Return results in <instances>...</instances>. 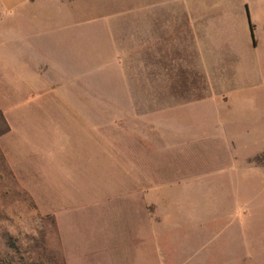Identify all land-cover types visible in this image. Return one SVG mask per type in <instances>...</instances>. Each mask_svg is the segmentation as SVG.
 I'll return each instance as SVG.
<instances>
[{"label":"rangeland","instance_id":"374dc122","mask_svg":"<svg viewBox=\"0 0 264 264\" xmlns=\"http://www.w3.org/2000/svg\"><path fill=\"white\" fill-rule=\"evenodd\" d=\"M100 3L42 8L43 32L73 47L48 78H35L0 41V264H264V86L253 87L243 67L226 81L228 101L110 98L90 78L115 85L126 63L136 79L137 24L128 23V38L114 33L110 53L97 33L106 24L94 22ZM122 46L129 55L114 53ZM162 123L174 134L161 135ZM133 169L144 171L146 194L138 233L119 198L86 204L140 190L126 177ZM68 206L79 209L58 213Z\"/></svg>","mask_w":264,"mask_h":264},{"label":"crops","instance_id":"0c3cea01","mask_svg":"<svg viewBox=\"0 0 264 264\" xmlns=\"http://www.w3.org/2000/svg\"><path fill=\"white\" fill-rule=\"evenodd\" d=\"M48 1L55 5L63 2L0 0V29L4 23L9 26L7 32L0 30V41L7 38L13 60L31 66L36 73L35 78L39 80L48 78L49 71L62 68L60 63L64 58L61 55L73 51V47L66 48L58 43L60 37L57 33L43 32L41 24L50 20L42 9ZM79 4L80 0H72L73 7ZM99 6L104 9L96 15L94 22L106 24L104 31L97 33L110 42V51L106 50L112 54L115 34H121L122 39L128 38V23L137 24L136 79H129L130 66L126 63L120 64L122 78L115 85L110 84L111 79L110 82L102 80L98 75L90 78V86H109L110 89L106 91L110 98L214 97L228 101L226 81L237 71H242L243 67L249 69L253 87L259 83L264 86V0H101ZM23 21L38 25L35 24L36 29L29 32L21 29L19 24ZM89 36L91 40L93 37ZM150 40L151 47L148 46ZM88 42L91 44V41ZM114 53L129 55L128 48L124 46L120 52ZM146 54L153 56L151 63L145 62ZM72 66L70 64V68ZM253 93H258L257 87ZM263 93L259 95L261 98L264 97ZM189 101L192 100L183 103ZM176 106H169L168 109ZM166 109L159 112L158 118L167 113ZM262 114L259 113V116ZM207 125L205 122L201 124V132H205ZM220 125L217 121L212 124L214 128ZM158 129L161 135L174 134L164 123L159 124ZM121 132H126L124 142L127 144L129 131L124 129ZM126 177H130L133 182H140V190L119 189L104 199H94L86 204L92 206L119 198V205L132 211L128 230H137L138 233L139 216L140 213L144 216L145 212L144 171L133 169ZM156 205L159 210V202ZM67 208H61L58 213L71 215L79 209L71 206ZM67 261L70 264L69 259Z\"/></svg>","mask_w":264,"mask_h":264}]
</instances>
